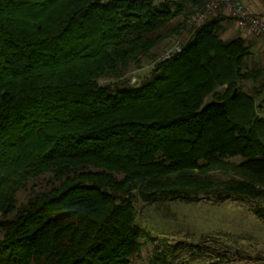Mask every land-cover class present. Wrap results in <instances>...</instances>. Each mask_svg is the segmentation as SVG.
I'll use <instances>...</instances> for the list:
<instances>
[{
  "label": "trees",
  "instance_id": "16d2710c",
  "mask_svg": "<svg viewBox=\"0 0 264 264\" xmlns=\"http://www.w3.org/2000/svg\"><path fill=\"white\" fill-rule=\"evenodd\" d=\"M203 3L0 0V264H131L136 199L264 197V117L237 83L260 72L218 18L185 30Z\"/></svg>",
  "mask_w": 264,
  "mask_h": 264
},
{
  "label": "rangeland",
  "instance_id": "374dc122",
  "mask_svg": "<svg viewBox=\"0 0 264 264\" xmlns=\"http://www.w3.org/2000/svg\"><path fill=\"white\" fill-rule=\"evenodd\" d=\"M182 4L188 10L194 6L193 2ZM175 19L181 20L182 15ZM180 40L165 39L154 47L156 60ZM252 59L245 57L241 69H255ZM153 62L145 57L141 67H130L125 75L129 83L137 84L145 78ZM113 80L107 78L100 83ZM237 83L247 94L252 92L251 80ZM240 159L236 156L228 160L236 163ZM210 174L221 180L239 179L231 171L212 170ZM46 177L29 180L27 187L16 193L17 202L24 201L31 185H42ZM133 208L143 235L139 253L131 258V264H157L155 254L163 255L171 264H264V197L216 198L205 194L190 199L158 197L149 203L136 199Z\"/></svg>",
  "mask_w": 264,
  "mask_h": 264
},
{
  "label": "built area",
  "instance_id": "2783aa9c",
  "mask_svg": "<svg viewBox=\"0 0 264 264\" xmlns=\"http://www.w3.org/2000/svg\"><path fill=\"white\" fill-rule=\"evenodd\" d=\"M153 5H158L164 2H193L196 0H146ZM223 11L233 22L237 29L243 30L244 33L252 36L262 37L264 40V20L251 12L239 0H204L202 7L193 13L187 21L185 30L192 32L201 27L211 18L215 17L218 12ZM181 48L180 43L176 42L165 56H169L172 52H177ZM264 117V107L259 111Z\"/></svg>",
  "mask_w": 264,
  "mask_h": 264
},
{
  "label": "crops",
  "instance_id": "0c3cea01",
  "mask_svg": "<svg viewBox=\"0 0 264 264\" xmlns=\"http://www.w3.org/2000/svg\"><path fill=\"white\" fill-rule=\"evenodd\" d=\"M239 2L264 20V0H239ZM215 17L220 20L222 25L220 32V38L222 40H228L240 36L249 47V56L253 57L252 60L254 64H256L254 68L258 69L260 72V75L256 80H251L252 92L249 95L255 102L256 112L261 115L259 111L264 107V40L262 37L252 36L244 33L243 30L237 29L233 20H231L222 10L218 12Z\"/></svg>",
  "mask_w": 264,
  "mask_h": 264
},
{
  "label": "water",
  "instance_id": "95a60500",
  "mask_svg": "<svg viewBox=\"0 0 264 264\" xmlns=\"http://www.w3.org/2000/svg\"><path fill=\"white\" fill-rule=\"evenodd\" d=\"M235 91H236V90L233 91L232 95H234ZM208 104H209V103H207L206 106H207ZM259 141H260L261 143H264V138H261V137H260V138H259Z\"/></svg>",
  "mask_w": 264,
  "mask_h": 264
}]
</instances>
